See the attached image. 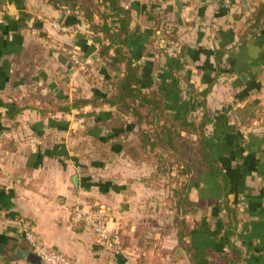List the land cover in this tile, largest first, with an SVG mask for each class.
Here are the masks:
<instances>
[{
	"label": "crops",
	"instance_id": "0c3cea01",
	"mask_svg": "<svg viewBox=\"0 0 264 264\" xmlns=\"http://www.w3.org/2000/svg\"><path fill=\"white\" fill-rule=\"evenodd\" d=\"M121 1L132 13L124 50L140 67L142 89H164L168 105L181 113L185 81L207 94L210 152L223 174L203 167L183 226L174 228V255L163 264L230 263L225 193L238 220L231 236L241 251L238 264H264V13L245 34L264 0ZM163 23L172 25L176 39L166 40ZM107 42L79 10L47 0H0V264H42L27 258L26 227L74 264L156 263L146 245L130 242L134 212L116 213L119 204L133 201L128 177L144 168L129 144L134 138L142 148L135 119L103 103L117 93L125 70L111 69L100 56ZM219 48L229 51V71L212 82ZM81 98L94 104L61 109ZM190 108L187 120L199 121V98ZM119 170L126 175L115 174ZM132 185L139 183L133 179ZM98 204L110 206L122 254L70 221L75 206Z\"/></svg>",
	"mask_w": 264,
	"mask_h": 264
},
{
	"label": "trees",
	"instance_id": "16d2710c",
	"mask_svg": "<svg viewBox=\"0 0 264 264\" xmlns=\"http://www.w3.org/2000/svg\"><path fill=\"white\" fill-rule=\"evenodd\" d=\"M47 1L56 8L65 7L79 10L94 32H102L107 37L108 42L103 44L99 50L100 56L107 60L111 69L117 71L124 65L125 70L120 73L121 75L118 76L116 81L117 93L104 98L103 103L116 107L123 115L128 114L135 119L141 136L142 148H147L149 151L161 148L162 153L169 152V155L177 156L174 164L180 167L179 171L186 177L181 184V191L178 190V192H181L178 193L180 206L185 201L189 202L190 191L202 170L200 167H206V169L218 175H223L210 152V145L214 139L207 132V127L212 123L213 118L208 112L207 94L198 92L194 89L193 84L191 85L188 81H185L189 90L187 91V98L181 100V113L168 105L167 94L164 89L159 87L149 91L142 89L143 77L140 67L134 63L133 59L124 50L125 43L130 36L132 13L129 8L122 4L121 0ZM263 13L264 8L262 6L260 11L254 16L253 22L247 27L245 34L249 30H254L258 27ZM97 16H99V21H96ZM172 33L171 39L174 40L177 38L174 29ZM111 49L114 50V55H110ZM214 53L216 74L212 82L220 77L222 73L229 71L224 64L225 56L229 54V51L219 48ZM170 87H173V84ZM196 97L199 98L202 115L199 121L195 117L188 121L187 115L191 113L192 99ZM90 103L94 104V101L81 98L74 100L71 105L61 109L64 112H71L73 109L83 108ZM184 132L190 134V136L195 135L197 137L196 145L199 146L202 163H198L193 158L192 150H188L189 145H184L188 144ZM133 156L136 158V155ZM223 204L228 215L226 227L230 231L226 256L230 260L229 264H238L241 258V251L231 240V236L236 231L238 220L236 218V210L230 205L227 193H225ZM182 235L183 233L180 232V238H182Z\"/></svg>",
	"mask_w": 264,
	"mask_h": 264
},
{
	"label": "rangeland",
	"instance_id": "374dc122",
	"mask_svg": "<svg viewBox=\"0 0 264 264\" xmlns=\"http://www.w3.org/2000/svg\"><path fill=\"white\" fill-rule=\"evenodd\" d=\"M172 31V25L166 27L165 23L162 27V34L165 33L166 40L172 37ZM115 125L119 126V122L116 121ZM127 129V131L136 135V131L134 132L132 127H127ZM185 138L188 144L184 145H189L188 150H192L193 158L198 163H202L199 146L196 145L197 137L187 134ZM134 140L136 139L133 138L129 141L133 148L131 153L136 155V159L143 162L144 170L135 172L134 177H128L132 179L131 186L127 188H130L133 192L129 193L133 201L119 204L116 213L121 218L130 211L134 212L129 222L135 226V237L131 238L130 242L139 244L140 248L146 245L150 251L149 253L155 256L153 258L156 261L155 264H163L174 255V228L183 226L182 217L190 208L188 201L183 202L181 206L179 205L178 193L181 192H178V190L181 191V184L186 177L179 171L180 167L174 164L177 156L169 155V152L164 154L161 148H156L155 151H149L147 148L142 149L139 141ZM136 144L139 145V148ZM120 145L125 147L122 143ZM159 157L161 158L159 159ZM119 161L122 162L123 160ZM200 169H203V167H200ZM115 174L121 175V177L126 175L121 170ZM133 179L139 183L138 186L132 185ZM181 241L182 238L179 242L181 243ZM137 258L138 260L141 259V257Z\"/></svg>",
	"mask_w": 264,
	"mask_h": 264
},
{
	"label": "built area",
	"instance_id": "2783aa9c",
	"mask_svg": "<svg viewBox=\"0 0 264 264\" xmlns=\"http://www.w3.org/2000/svg\"><path fill=\"white\" fill-rule=\"evenodd\" d=\"M76 64L83 62L78 56L74 57ZM110 206L98 204L75 206L70 214L73 225H80L90 230L97 243L103 245L112 254L123 253V241L119 229L110 226ZM24 237L30 245L31 252L37 254L42 264H74L72 259L61 250L49 246L29 228L24 230Z\"/></svg>",
	"mask_w": 264,
	"mask_h": 264
},
{
	"label": "water",
	"instance_id": "95a60500",
	"mask_svg": "<svg viewBox=\"0 0 264 264\" xmlns=\"http://www.w3.org/2000/svg\"><path fill=\"white\" fill-rule=\"evenodd\" d=\"M72 181L74 182V184L75 185H77L78 186V181H79V176L78 175H75L73 178H72ZM27 258H28V260H30L31 262H33V263H42V261H41V258L37 255V254H35V253H33V252H30L28 255H27Z\"/></svg>",
	"mask_w": 264,
	"mask_h": 264
}]
</instances>
